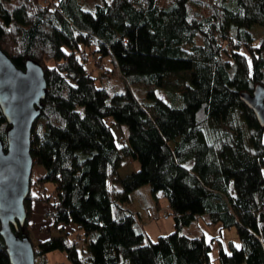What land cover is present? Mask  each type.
<instances>
[{
	"label": "trees",
	"instance_id": "trees-1",
	"mask_svg": "<svg viewBox=\"0 0 264 264\" xmlns=\"http://www.w3.org/2000/svg\"><path fill=\"white\" fill-rule=\"evenodd\" d=\"M102 1L0 0V48L39 63L47 86L30 136L43 170L16 231L31 240V202L47 206L58 234L31 240L35 264L54 250L70 264H211V241L182 231L202 215L236 228L219 264H264V127L240 98L264 86V0ZM138 85L153 87L143 100ZM8 127L0 110L4 145ZM128 159L138 168L121 174ZM144 184L174 218L155 239L130 205Z\"/></svg>",
	"mask_w": 264,
	"mask_h": 264
},
{
	"label": "water",
	"instance_id": "water-1",
	"mask_svg": "<svg viewBox=\"0 0 264 264\" xmlns=\"http://www.w3.org/2000/svg\"><path fill=\"white\" fill-rule=\"evenodd\" d=\"M46 87L39 63L27 60L24 68H19L0 48V110L9 125L6 145L0 138V236L11 264H35L31 240L16 231L27 217L24 200L34 164L30 136ZM240 98L264 127V86L257 85Z\"/></svg>",
	"mask_w": 264,
	"mask_h": 264
},
{
	"label": "rangeland",
	"instance_id": "rangeland-1",
	"mask_svg": "<svg viewBox=\"0 0 264 264\" xmlns=\"http://www.w3.org/2000/svg\"><path fill=\"white\" fill-rule=\"evenodd\" d=\"M109 1V0H107ZM83 9H92L95 4H102V0H82ZM93 55L88 58V63L93 61ZM101 63L111 70L112 64L110 58L105 56L101 59ZM112 72V70H111ZM99 71H93V75H98ZM112 79L118 88L121 90L123 84L118 77V71L112 72ZM175 87L174 85H172ZM153 89L151 86L138 85L133 86L132 90L136 94L137 98L143 100L145 94L148 90ZM158 96L166 99L165 90L161 88H155ZM134 166L130 160H126L121 168L120 173L124 174L130 170H133ZM33 174L39 175L42 173V166L35 164L33 166ZM48 191L52 189L51 183H45ZM132 199L130 205L139 211V216L136 214V219L138 223H142L146 232L151 239H155L159 234H167L174 229V218L171 213L167 218H163L162 214L164 212H169L167 208V201L165 196L162 195L160 191L153 194L150 190L149 185L144 184L135 191L132 192ZM33 209L32 216L28 221L30 238L33 243H36L37 239L40 237L47 236V231L51 234H58V228L51 226V220L46 218L47 206L37 203L36 201L31 202ZM66 231L72 230L76 231L78 228L76 224H71L70 226H65L63 228ZM183 232L191 235H204L207 240L211 241V264H219L216 254L218 251V246L222 244L225 248L228 247L229 241H233L235 244H239L238 234L234 226L223 227L219 222H210L207 215L199 216L194 220L189 226H185L182 229ZM48 264H57L59 262H65L70 264L66 259L65 253L61 250H54L46 254Z\"/></svg>",
	"mask_w": 264,
	"mask_h": 264
},
{
	"label": "built area",
	"instance_id": "built-area-1",
	"mask_svg": "<svg viewBox=\"0 0 264 264\" xmlns=\"http://www.w3.org/2000/svg\"><path fill=\"white\" fill-rule=\"evenodd\" d=\"M45 2L46 1H48V0H44ZM98 70H100L103 74H107L108 73V68L107 67H105L103 64H99L98 65ZM120 140H121V142H125V139L124 138H120ZM162 216H163V218H167L168 216H169V212H164L163 214H162ZM57 264H67V263H65V262H59V263H57Z\"/></svg>",
	"mask_w": 264,
	"mask_h": 264
},
{
	"label": "crops",
	"instance_id": "crops-1",
	"mask_svg": "<svg viewBox=\"0 0 264 264\" xmlns=\"http://www.w3.org/2000/svg\"><path fill=\"white\" fill-rule=\"evenodd\" d=\"M128 160H130V161L133 163V166H134L133 170L136 169V168H138V163H137L136 161H133V160H131V159H128ZM125 161H126V160H125ZM125 161H124V162H125ZM124 162H123V163H124ZM123 163H122V164H123ZM135 210H137V209L135 208Z\"/></svg>",
	"mask_w": 264,
	"mask_h": 264
},
{
	"label": "snow or ice",
	"instance_id": "snow-or-ice-1",
	"mask_svg": "<svg viewBox=\"0 0 264 264\" xmlns=\"http://www.w3.org/2000/svg\"><path fill=\"white\" fill-rule=\"evenodd\" d=\"M237 248H239V245H236Z\"/></svg>",
	"mask_w": 264,
	"mask_h": 264
}]
</instances>
